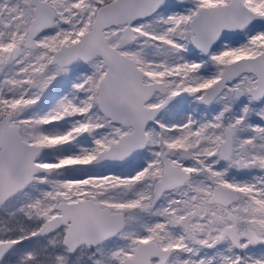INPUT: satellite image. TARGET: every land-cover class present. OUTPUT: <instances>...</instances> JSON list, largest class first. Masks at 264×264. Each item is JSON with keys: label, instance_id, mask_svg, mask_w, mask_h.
<instances>
[{"label": "snow or ice", "instance_id": "snow-or-ice-1", "mask_svg": "<svg viewBox=\"0 0 264 264\" xmlns=\"http://www.w3.org/2000/svg\"><path fill=\"white\" fill-rule=\"evenodd\" d=\"M0 264H264V0H0Z\"/></svg>", "mask_w": 264, "mask_h": 264}]
</instances>
